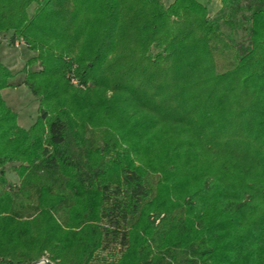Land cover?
Wrapping results in <instances>:
<instances>
[{"label": "trees", "instance_id": "trees-1", "mask_svg": "<svg viewBox=\"0 0 264 264\" xmlns=\"http://www.w3.org/2000/svg\"><path fill=\"white\" fill-rule=\"evenodd\" d=\"M219 13L0 0L37 99L21 128L0 49V264H264V0Z\"/></svg>", "mask_w": 264, "mask_h": 264}, {"label": "rangeland", "instance_id": "rangeland-1", "mask_svg": "<svg viewBox=\"0 0 264 264\" xmlns=\"http://www.w3.org/2000/svg\"><path fill=\"white\" fill-rule=\"evenodd\" d=\"M164 4L170 3L172 0H161ZM207 5L209 16L215 17L219 13L221 8V0H198ZM220 14V13H219ZM223 29L225 27L223 26ZM242 33H238L234 36L236 41L245 40L241 36ZM1 45V59L3 63L9 67L11 73L13 74L11 83L13 84L10 88H5L1 91V97L5 104L10 107L17 114V124L21 128L27 129L35 121L37 116V99L32 96L29 90L21 85V80L23 78L24 66L26 61L35 55L33 52L29 51L24 44L19 46H13L9 43V35L0 36ZM217 62L220 65L222 62L221 57H217ZM73 88H76L75 84H72ZM7 180L13 187H17L19 184V177L13 171L12 164L6 166ZM153 178L155 176H152ZM155 179V178H154ZM105 253V252H103Z\"/></svg>", "mask_w": 264, "mask_h": 264}, {"label": "water", "instance_id": "water-1", "mask_svg": "<svg viewBox=\"0 0 264 264\" xmlns=\"http://www.w3.org/2000/svg\"><path fill=\"white\" fill-rule=\"evenodd\" d=\"M38 263H44V264H52L50 261L46 260V259H41L39 261L33 262L31 264H38Z\"/></svg>", "mask_w": 264, "mask_h": 264}, {"label": "built area", "instance_id": "built-area-1", "mask_svg": "<svg viewBox=\"0 0 264 264\" xmlns=\"http://www.w3.org/2000/svg\"><path fill=\"white\" fill-rule=\"evenodd\" d=\"M20 44H22V42H20V41H15V46H16V47L19 46ZM72 83L76 85L77 81L72 80Z\"/></svg>", "mask_w": 264, "mask_h": 264}]
</instances>
